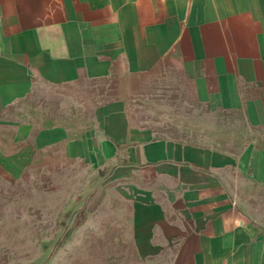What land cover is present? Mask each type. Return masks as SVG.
I'll list each match as a JSON object with an SVG mask.
<instances>
[{
    "label": "crops",
    "instance_id": "obj_1",
    "mask_svg": "<svg viewBox=\"0 0 264 264\" xmlns=\"http://www.w3.org/2000/svg\"><path fill=\"white\" fill-rule=\"evenodd\" d=\"M41 154L142 258L264 264V0H0V175Z\"/></svg>",
    "mask_w": 264,
    "mask_h": 264
},
{
    "label": "rangeland",
    "instance_id": "obj_2",
    "mask_svg": "<svg viewBox=\"0 0 264 264\" xmlns=\"http://www.w3.org/2000/svg\"><path fill=\"white\" fill-rule=\"evenodd\" d=\"M38 158L19 176L0 175V264H156L98 209L86 170H50Z\"/></svg>",
    "mask_w": 264,
    "mask_h": 264
}]
</instances>
